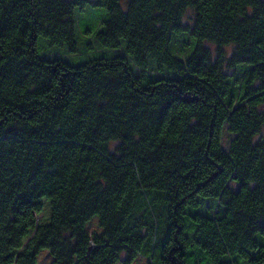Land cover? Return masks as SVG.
<instances>
[{"label": "trees", "instance_id": "16d2710c", "mask_svg": "<svg viewBox=\"0 0 264 264\" xmlns=\"http://www.w3.org/2000/svg\"><path fill=\"white\" fill-rule=\"evenodd\" d=\"M262 131L264 0H0V264H264Z\"/></svg>", "mask_w": 264, "mask_h": 264}, {"label": "rangeland", "instance_id": "374dc122", "mask_svg": "<svg viewBox=\"0 0 264 264\" xmlns=\"http://www.w3.org/2000/svg\"><path fill=\"white\" fill-rule=\"evenodd\" d=\"M74 15L76 16L75 18L77 21V25H78L80 32H81V29L88 28V27H91L94 25H95V28H98L100 21L106 16V11L102 8H92L89 5H85L82 10L79 8H75L74 9ZM190 17H191V12L188 10L183 17V22L186 23ZM87 38H88V35H82L81 33L78 34L76 53H79V54H76L75 52L70 53L63 46L62 47L51 46V45H49V43L47 42V40L45 38H39L37 41V46H38V48H40V43L45 42L49 47H51V48L57 50L59 53H61L62 54L61 56L65 59V61L67 63H69L70 65H78V64L86 61L87 59L93 58L96 55H98L96 52L92 51V49H90L86 45L88 42L86 40ZM91 38H93L92 35L90 36V40H92V42L97 47L101 48V46L98 44L97 40L95 38H93V39H91ZM203 45L210 49V52L212 53L213 56L216 54V51L218 49L216 45L209 43V42H205ZM222 51L227 56H229L232 53V46L223 47ZM45 52L47 55L48 54H50V55L56 54V52L49 53V52H51L50 50L45 51ZM41 53H43L42 50H41ZM225 71L228 74H230L232 72L230 69H226ZM256 138L264 140V131H262V133L259 136H257ZM229 186H230L232 191H236L237 187H238L235 183H229Z\"/></svg>", "mask_w": 264, "mask_h": 264}]
</instances>
